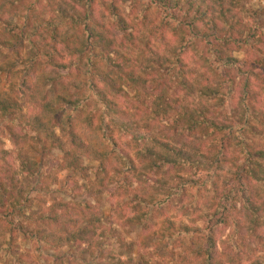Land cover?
<instances>
[{
  "label": "trees",
  "instance_id": "trees-1",
  "mask_svg": "<svg viewBox=\"0 0 264 264\" xmlns=\"http://www.w3.org/2000/svg\"><path fill=\"white\" fill-rule=\"evenodd\" d=\"M40 1L0 0V24L11 37L0 39V54L27 42L30 71L18 85L15 64H0L10 85L0 93V220L30 205L31 176L49 180L51 173L44 176L34 155L58 149L88 181L75 184L79 197L84 191L95 203L49 206L37 220L43 229L34 235L45 260L51 259L47 249L67 246L69 260L58 256L55 264H98L108 249L104 239L115 236L119 248H139L143 264H149L145 250L171 264L166 255L173 244L185 248L192 264H264V50L259 67L234 56L251 48L249 38L264 44V35L228 6L244 0H45L53 15L46 21L37 13ZM127 91L137 98H127ZM180 91L184 99L196 93L213 100L214 111L193 107ZM152 107L159 122L170 111L175 117L143 146L148 162L122 148L115 161V147H101L92 179L80 158L90 153L84 144L92 143V118L106 140L117 119L127 141L136 138V125L124 122L125 115ZM5 140L17 151L16 169ZM111 165L123 173L116 219L123 228H141L133 244L118 236L113 221L104 225L98 206ZM227 231L232 233L222 241Z\"/></svg>",
  "mask_w": 264,
  "mask_h": 264
},
{
  "label": "rangeland",
  "instance_id": "rangeland-1",
  "mask_svg": "<svg viewBox=\"0 0 264 264\" xmlns=\"http://www.w3.org/2000/svg\"><path fill=\"white\" fill-rule=\"evenodd\" d=\"M69 1V0H66ZM105 1V0H103ZM70 2V1H69ZM228 3V2H227ZM31 2L29 1V5ZM71 3H69L70 5ZM69 5H65L66 8H69ZM228 6L233 10V14L237 13L244 23L250 24L252 22L257 23L259 27V31L262 35H264V0H244L241 1L239 6L234 8L228 3ZM37 13L43 19L44 21L51 18L52 12L49 11V6L46 3L45 0L40 1V5H37ZM157 17H160L158 15ZM12 19L14 22H19V17L12 16ZM1 32L3 34H1ZM17 32L20 33L19 30ZM8 33H4L3 26L0 24V39H8L11 40V37L7 36ZM42 44V43H41ZM247 45H250L251 48L249 50L242 49L238 52L234 53V56L239 59L240 61L249 62V64H256L257 67L260 66L258 64V58L262 57L261 51L264 50V44H258L257 40L255 39H248ZM251 50V51H250ZM29 45L27 42H21L18 46H13L10 49H4L2 50V53L0 54V64L5 65L7 62H12L15 64V82L20 85L24 78L29 74V65H26L27 57L29 56ZM191 55V53L188 55V57ZM37 63L41 64L42 66L45 64L44 59H40L37 61ZM192 66V63L191 65ZM247 66V65H246ZM194 67H196L194 65ZM39 69V68H38ZM196 69V68H195ZM247 69V67H243L242 70ZM6 73L1 72L0 73V93L6 94V90L10 89V85L7 82L6 79ZM240 76V73L233 72V77ZM241 83V81H240ZM42 86V85H41ZM181 92V91H180ZM262 91L261 93H263ZM174 94H178L179 90L178 88L173 89ZM127 98L135 100L137 98L136 91H127ZM181 97H183L185 94L181 92ZM188 103H190L193 107L198 106L202 110L204 108H208L209 112L208 115H210V112L214 111V101L209 99H201L196 93L191 94V96H188L186 99ZM26 102H28V99L26 101L22 102L23 111L22 113H25L26 109ZM125 104V103H124ZM92 109V107L90 108ZM90 109L87 111L89 113ZM139 111H133V109H130V111H133L136 115L128 117L125 115L124 122H130L131 124L134 122L136 125L135 129L133 130V135L136 137L135 139L129 138L127 141L126 139L122 138V134L120 132L119 128V121L116 119L114 123L110 126L111 134L108 132V137L110 136V140H106L102 132L99 131L98 126V118L93 117V125L91 126V141L92 143H85L91 146L90 153L89 151H83L80 153V158L82 161V164L85 169H87L86 173L89 174V176L92 179H95V175L97 174V170L99 169L100 162L99 159L97 160V154L101 153V147H106L108 150H111L113 147L114 153H110L113 160L118 161L119 160V152L122 149H124L132 159H135L137 162L143 161L148 162L149 156L148 154H145L146 152L143 151V146L150 145V138L153 136L158 135V130L161 127H167V123H170L171 120L174 119V111H170L169 114H167L164 117V121L159 122L155 117L157 116L155 108H139ZM129 111V110H126ZM127 113V112H126ZM151 117H148V116ZM148 119V120H147ZM34 135V132H30V136ZM57 135H59V131L57 130ZM112 137V139H111ZM254 138V136H252ZM3 140V138H2ZM113 140V141H112ZM178 141V138L175 139ZM179 140H182V138H179ZM187 140V139H186ZM176 141V142H177ZM191 141V140H188ZM4 149L10 153L9 156V162L12 164L13 169L18 168L19 162L17 160V151L12 145V143L9 140H5ZM71 145L69 144L66 148V150L69 152L71 150ZM141 146V152L139 153V147ZM107 150V151H108ZM109 152V151H108ZM77 156V155H76ZM34 158L41 163L42 167L40 168V171L43 170L44 176L46 174L51 173L49 176V180L47 182L42 183L41 178H38L37 176H31L29 178V183L25 180V177L22 178V180H25L23 184L28 189L31 188V195L29 196L32 199V202L30 205L28 204V207L25 208V212L23 214H14L12 217L10 215H3V217L0 220V264H55L57 263V259L55 261L53 258H57L58 256H61L63 259L67 257L69 260V250L67 246L62 247L60 250L55 249H44V252L46 250V254H49L51 259L45 260L43 255H40L39 245L36 242V239L34 237L35 234H38L40 230L43 229L44 225L41 226L37 222L38 219L43 216L44 213H46V210L49 208L50 205L57 202H65V203H75V204H88L87 202H90L94 204L92 198L87 197L83 195L79 197L78 193V187L75 186V184L78 183L80 186H84L88 181L83 178V173L74 172L73 169L69 168L68 165L65 163V153L61 150L54 149L49 152H45L42 155H34ZM64 158V159H63ZM58 163H60V166L57 167ZM64 165V166H63ZM112 166V165H111ZM106 188L103 192V194L100 196V203L98 206L100 207V211L102 212L103 218H104V225L108 226L109 223H107V219L113 221L111 227L116 229V232L118 236H121L125 243L133 244L140 238L141 228L139 226L136 227H129L124 226L121 227L120 225V219H116L119 216L117 215V212H119V209L122 206V201L118 198L119 195H117V192L119 191V187L122 184V169L119 167L112 166L109 172H106ZM21 179V178H20ZM136 180L133 182V187H136ZM48 186H51V188L48 190ZM48 190V191H47ZM118 190V191H117ZM86 194V193H85ZM120 197V196H119ZM123 202L127 200L126 198L122 199ZM87 201V202H83ZM122 203V204H121ZM121 204V205H120ZM30 206V208H29ZM125 210V209H124ZM193 212V211H192ZM124 213V212H123ZM122 213V214H123ZM113 214H116L114 217ZM193 218L196 217V212H193L191 215ZM191 217V218H192ZM4 222V223H3ZM185 223L191 224L189 220L186 218ZM198 224L203 226L205 224L204 220L197 221ZM157 225H161V222ZM230 233L232 231H227L226 234L222 237V241H227V237L230 236ZM235 239V238H234ZM237 239V238H236ZM188 238L186 241L188 242ZM106 242L108 249L105 252V259L101 260L98 264H143L144 262L139 260V257H141V251L139 248L134 247V249H131V251L128 250V247L125 248H119V241L117 240V237L110 236L104 239ZM178 243V242H176ZM220 250V252L223 250ZM259 248V247H258ZM73 251V250H70ZM146 251V260L149 262V264H165L162 263V261L156 260L152 255ZM43 252V253H44ZM186 250L185 248L179 247V245H172L168 249L167 257L170 258L168 261L171 262V264H192L191 261L189 262L185 255ZM90 263H93V260H90ZM64 264H72L64 263Z\"/></svg>",
  "mask_w": 264,
  "mask_h": 264
}]
</instances>
